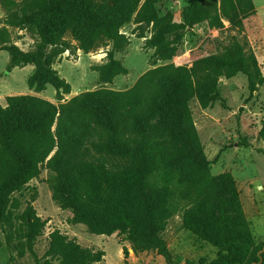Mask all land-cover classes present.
<instances>
[{"label": "rangeland", "instance_id": "obj_1", "mask_svg": "<svg viewBox=\"0 0 264 264\" xmlns=\"http://www.w3.org/2000/svg\"><path fill=\"white\" fill-rule=\"evenodd\" d=\"M87 1L97 13L91 19L69 0H47L42 8L36 0H0V46L32 55V63L15 66L10 52H0V108H8L9 97L52 104L58 113L53 132L65 146L59 159L55 149L38 177L11 195L0 223V264H67L89 252L99 259L93 264H168L158 251H133L124 232L92 234L86 224L74 222L84 209L63 210L53 199L59 175L80 162L117 168L101 150L109 124L124 135L120 145L136 159L141 150L154 153L153 177L168 189L134 195L128 210L141 234L159 236L175 263L231 264L220 259L225 251L212 240L221 229L213 218L217 178L233 176L255 245L263 243L264 83L250 96L242 73L214 76L199 87L190 71L198 60L221 56L239 42L256 57L264 79V0H253L256 13L243 22V31L224 17L222 0H157L158 25L137 23L139 0ZM34 18L49 22L47 36ZM106 19L109 28L102 24ZM63 22L65 32L53 44L54 28ZM55 77L61 89L50 83ZM176 83L184 90L181 98L213 180L201 182L198 174L176 165L182 142L156 111L135 131L129 129L134 107L159 105ZM3 169L0 156V181ZM150 215L155 225L146 223ZM184 218L196 231L187 230Z\"/></svg>", "mask_w": 264, "mask_h": 264}, {"label": "trees", "instance_id": "obj_2", "mask_svg": "<svg viewBox=\"0 0 264 264\" xmlns=\"http://www.w3.org/2000/svg\"><path fill=\"white\" fill-rule=\"evenodd\" d=\"M46 1L36 0V3L42 8ZM69 1L71 8L83 14L85 19H91L97 14L87 0ZM140 2L143 3L138 12L137 23L158 25L160 21L155 11L157 0H139ZM221 8L231 27L238 31H243V22L256 13L253 0H236L231 6L228 5V0H222ZM34 23L43 37L51 31L46 20L34 18ZM102 24L109 28L111 20H103ZM65 28V22L54 28L53 44L62 38ZM2 51L10 52L15 66L32 63V55L20 52L16 47L0 46V52ZM190 72L199 87L214 76L232 77L235 73H242L248 79L250 96L264 83L256 57L247 54L245 47L239 42H234L221 56L198 60ZM213 81V86L216 87L218 80ZM50 83L55 88H62L59 78H52ZM29 85L32 87L33 82L29 81ZM183 94L184 90L176 83L168 98L159 105L146 109L137 105L131 111L133 124L129 129L131 132L135 131L153 111H156L168 120L182 142L180 155L173 159L176 165L183 166V169H187L192 175L198 174L201 182L213 180L208 171L210 162L199 145L197 130L185 98H181ZM199 99L205 107V100ZM7 103V109L0 108V156L1 163L4 164L0 181V223L5 217L11 195L38 177L40 165L55 149L56 160L65 149L58 133L55 135L53 132L58 113L52 104L30 97H9ZM262 133L264 138V130ZM102 135V154L116 160L117 168L109 170L80 162L76 167L69 168L59 175L54 186V201L63 210L84 209L74 217V222L86 224L92 234L111 236L116 231L124 232L128 234L133 251H158L168 264H178L174 262L170 249L159 236L144 237L141 234L128 210V205L137 193L154 189L168 191L167 188L159 187L157 179L153 177L157 173V169H153L156 158L154 153L141 150L136 159L135 152L120 145L125 137L113 124H109ZM217 182L213 218L220 224L221 229L212 240L225 251L220 259L231 264H264V242L255 245L235 179L230 173H224L217 178ZM156 222L154 215H150L146 223L155 225ZM184 225L192 232L197 229L186 218ZM96 262H99L97 256L89 252L81 259L68 260L67 264Z\"/></svg>", "mask_w": 264, "mask_h": 264}]
</instances>
